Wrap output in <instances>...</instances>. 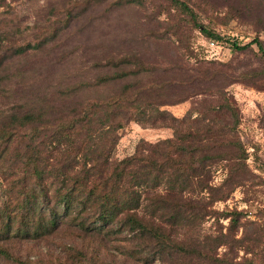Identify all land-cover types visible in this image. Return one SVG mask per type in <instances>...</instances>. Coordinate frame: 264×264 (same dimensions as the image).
I'll list each match as a JSON object with an SVG mask.
<instances>
[{
	"label": "trees",
	"instance_id": "trees-1",
	"mask_svg": "<svg viewBox=\"0 0 264 264\" xmlns=\"http://www.w3.org/2000/svg\"><path fill=\"white\" fill-rule=\"evenodd\" d=\"M205 4L213 7L208 0H60L34 30L0 43V81L23 76L34 61L43 70L32 73V89L0 111V257L6 262L34 264L9 248L64 231L73 242L62 244L63 257L50 264H264V213L256 221L244 209L213 208L235 188L246 201L263 183L246 163L240 111L227 87L264 86V41L256 33L242 44L229 41L252 60L204 59L194 31L222 40L199 21ZM130 7L142 10L147 24L142 50L97 60L91 78L50 80L47 69L67 57L51 52L72 22ZM182 12L191 26L174 31ZM188 99L180 117L164 108ZM131 121L171 134L138 139L117 158L115 146ZM217 169L223 175L213 184Z\"/></svg>",
	"mask_w": 264,
	"mask_h": 264
},
{
	"label": "rangeland",
	"instance_id": "rangeland-1",
	"mask_svg": "<svg viewBox=\"0 0 264 264\" xmlns=\"http://www.w3.org/2000/svg\"><path fill=\"white\" fill-rule=\"evenodd\" d=\"M60 0H0V43L7 40H16L19 32L34 30V25L42 24L49 6ZM213 7L205 4L200 11L199 21L203 26L214 33L221 35L222 40L204 38L198 31H194V48L202 53L206 60L225 63L229 60H252L253 57L238 53L230 46V40L242 44L249 41L255 33L264 41V0H208ZM236 8V9H234ZM198 11V10H197ZM226 11L232 13V19L226 21L220 17ZM216 15L212 18L209 13ZM143 11L137 7L123 8L112 11L108 16L97 20L81 19L72 22L65 31L62 44L52 51L67 55L54 69L48 68L50 80L58 78L60 74L65 78L74 76L91 78L96 74L94 63L106 56H114L131 50H142L140 34L147 24H144ZM164 18L163 14L159 19ZM151 24V23H149ZM152 25V24H151ZM191 26L189 15L182 12L176 18L173 30L180 31ZM24 36V35H22ZM227 40V41H225ZM144 50V49H143ZM71 52V53H70ZM23 76L13 75L10 80L0 81V111L12 101H17L20 95L33 88L32 73L41 74L43 70L37 67V61L24 67ZM34 71V72H32ZM40 72V73H39ZM31 82V84H30ZM54 82V80H52ZM18 88L13 90L14 87ZM234 97L240 111L239 135L247 152L246 163L253 173L260 176L262 184L255 185L254 192L243 199V190L235 188L224 201H217L213 208L220 210L223 207L247 210L246 217L258 221L260 212L264 213V86L233 83L227 87ZM191 104V100L164 106L172 115L180 117ZM171 130L167 127H141L129 122L120 133L115 146L114 155L120 158L129 154L138 139L155 141L169 137ZM256 147V148H255ZM222 171L213 172L211 183L216 184L222 177ZM211 218L203 223L205 230L210 229ZM223 225L227 219L219 220ZM68 232L60 231L46 240L27 241L17 249L9 248L10 255L27 258L34 264H50L63 257L61 245L72 241ZM75 240V239H73ZM15 252V254H14ZM0 257V264H10ZM152 264H158L153 262Z\"/></svg>",
	"mask_w": 264,
	"mask_h": 264
},
{
	"label": "built area",
	"instance_id": "built-area-1",
	"mask_svg": "<svg viewBox=\"0 0 264 264\" xmlns=\"http://www.w3.org/2000/svg\"><path fill=\"white\" fill-rule=\"evenodd\" d=\"M211 45H212V41H211V43H210Z\"/></svg>",
	"mask_w": 264,
	"mask_h": 264
}]
</instances>
